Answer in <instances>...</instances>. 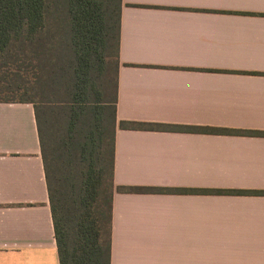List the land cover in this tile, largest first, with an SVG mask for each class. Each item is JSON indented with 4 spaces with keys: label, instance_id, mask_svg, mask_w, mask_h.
I'll return each instance as SVG.
<instances>
[{
    "label": "crops",
    "instance_id": "1",
    "mask_svg": "<svg viewBox=\"0 0 264 264\" xmlns=\"http://www.w3.org/2000/svg\"><path fill=\"white\" fill-rule=\"evenodd\" d=\"M119 21L109 264H264V0ZM0 264H59L29 103H0Z\"/></svg>",
    "mask_w": 264,
    "mask_h": 264
},
{
    "label": "trees",
    "instance_id": "2",
    "mask_svg": "<svg viewBox=\"0 0 264 264\" xmlns=\"http://www.w3.org/2000/svg\"><path fill=\"white\" fill-rule=\"evenodd\" d=\"M120 6L0 0V103L33 107L59 264H109Z\"/></svg>",
    "mask_w": 264,
    "mask_h": 264
},
{
    "label": "rangeland",
    "instance_id": "3",
    "mask_svg": "<svg viewBox=\"0 0 264 264\" xmlns=\"http://www.w3.org/2000/svg\"><path fill=\"white\" fill-rule=\"evenodd\" d=\"M112 61V59H110ZM112 71H113V68H112ZM101 150L105 151L107 149V146L106 144H102L101 147H100ZM112 183H113V177H112Z\"/></svg>",
    "mask_w": 264,
    "mask_h": 264
}]
</instances>
